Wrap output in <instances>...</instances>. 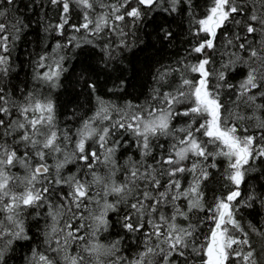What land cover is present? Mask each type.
<instances>
[{
    "label": "snow or ice",
    "instance_id": "6c2138e0",
    "mask_svg": "<svg viewBox=\"0 0 264 264\" xmlns=\"http://www.w3.org/2000/svg\"><path fill=\"white\" fill-rule=\"evenodd\" d=\"M0 264H264V0H0Z\"/></svg>",
    "mask_w": 264,
    "mask_h": 264
},
{
    "label": "trees",
    "instance_id": "16d2710c",
    "mask_svg": "<svg viewBox=\"0 0 264 264\" xmlns=\"http://www.w3.org/2000/svg\"><path fill=\"white\" fill-rule=\"evenodd\" d=\"M49 14L52 15L53 17H55V12L54 11L50 12Z\"/></svg>",
    "mask_w": 264,
    "mask_h": 264
}]
</instances>
